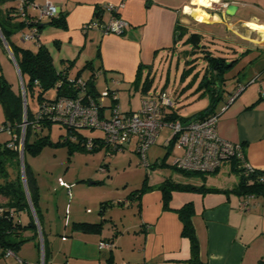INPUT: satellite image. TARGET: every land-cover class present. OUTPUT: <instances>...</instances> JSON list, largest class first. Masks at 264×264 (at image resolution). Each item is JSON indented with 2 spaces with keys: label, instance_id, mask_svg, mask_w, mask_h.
Returning a JSON list of instances; mask_svg holds the SVG:
<instances>
[{
  "label": "crops",
  "instance_id": "0c3cea01",
  "mask_svg": "<svg viewBox=\"0 0 264 264\" xmlns=\"http://www.w3.org/2000/svg\"><path fill=\"white\" fill-rule=\"evenodd\" d=\"M51 1L60 8L63 14L64 27L49 23L51 18L42 20L44 24L38 30V43L44 45L50 52L54 68L58 71L66 69L69 77L77 74L86 78L91 77L90 80L97 96L106 88L113 90L116 93L117 104L124 111L132 110L120 102L119 97L125 91L129 93L132 89L138 90L143 97L163 89L168 91L166 88L168 78L159 79V87L154 86V81H152L149 87L144 88L142 82L146 76L154 80L158 71L169 66L176 52L181 55L179 51H182L181 56L185 62L192 58L202 60L201 54L204 51H201V48L191 50V44L185 42L191 32L200 33L201 40H203L201 31H198L202 30L200 26L218 25L220 29L222 25H226L231 34L240 41V47L234 49L235 52H240L244 47L264 53V45H247V38L241 34V31L227 26L232 22L238 24V27L246 25L255 32L256 29L264 31V20L233 18L224 15L222 4L235 3L238 5L239 0H222V3H216L218 12L215 15L218 18L212 21H197L194 26L186 23L187 16L183 10V6L190 0ZM107 2L122 3V6L116 12L101 7L97 9L98 6ZM14 4L15 1L12 5ZM114 15L127 21L126 27L119 34H105L96 27L86 29L82 27L88 21L105 23ZM248 21L257 22V24H250ZM178 30L183 32L180 38H178ZM18 32L17 40L12 34V42L36 51L38 45L33 42H30L29 46L22 45L25 41L21 40ZM258 38L260 42H264L262 41L264 38L260 36ZM4 57L11 58L1 39L0 59ZM11 61L15 66L12 58ZM88 62L90 64L86 65ZM204 63H206L205 60ZM261 68L262 70H257L247 80V82H252L251 85L247 88L244 86L229 102L234 88L228 93L226 102L223 105L218 103L219 105L217 104L215 108L218 114L217 134L223 139L241 143L246 161L256 170H264V78H262L264 77V65ZM138 77H140L139 81H137ZM239 84L243 83L238 80L236 86ZM171 97L174 102L173 106L167 107L164 115L172 111L179 115L174 106L176 102H179V97L177 94H172ZM112 103L111 99H104L102 107L104 115L110 114ZM174 145L172 142L167 143V140L165 142V147L169 150ZM234 165L237 167L234 160L226 161L218 170L200 174L199 179L175 181L218 190L172 191L169 209L164 208L162 192L159 188L164 179L168 178L160 177L159 180L147 182L140 198L130 200L131 204L137 203L138 227L143 237L138 249L140 261H136V264H192L188 262L189 240L181 235L182 222L175 211L188 202H191L194 208L192 223L202 260L208 264H264V195L240 196L232 192V187L238 184L241 175ZM37 185L39 190L38 181ZM0 197L1 207L7 199L2 195ZM39 199V216L41 214L42 219L40 210L43 206H39ZM45 210L47 213L49 207L45 206ZM24 211L28 214V218L22 221L21 213H19V221L26 224L32 216L35 222L31 209ZM82 221L98 222L90 219H82ZM35 224V229L26 228L19 231L20 237L25 240L14 250V253L22 262H18L14 256H5L0 249V264H38L40 250L36 251L35 245H40L42 253L43 250L45 251L47 260H44V264H55L53 255L58 252L64 255L65 264H115V253L112 247L116 246V242L112 236L99 238L96 232H87L72 226L69 234L60 235L62 242L60 250H54L53 243L50 241L52 226L49 225L46 231L44 226L41 227L40 222L39 225L36 222ZM54 234H58L57 231ZM100 242H108L112 246L101 247ZM107 251L109 252L108 257H106ZM121 264L131 263L122 261Z\"/></svg>",
  "mask_w": 264,
  "mask_h": 264
},
{
  "label": "rangeland",
  "instance_id": "374dc122",
  "mask_svg": "<svg viewBox=\"0 0 264 264\" xmlns=\"http://www.w3.org/2000/svg\"><path fill=\"white\" fill-rule=\"evenodd\" d=\"M12 3V1H9L0 5V21L8 28H11V22H6L5 9ZM214 7H216L215 3L212 4L211 8H208L213 10L209 12L207 9V14L211 17L208 21L218 18L215 15L218 11ZM29 11L36 13L32 8ZM186 16V23L189 26H194V23L200 21L190 14L186 13ZM231 17L264 20V0H239L238 10ZM19 20V17H14L12 21ZM231 23H228L227 26L241 31V34L247 38V45H264V42L258 40L259 36L255 31L250 30L246 25L238 27V24ZM248 23L257 24L254 21H248ZM205 27L200 26L202 30H198L201 31L203 37V40H201L202 48L207 50L201 56L210 52L213 56L224 57L228 64L233 59L241 57L239 62H234L222 75L226 79L224 82L221 81L222 84L219 85L223 97L219 104L223 105L227 100L228 93L237 87L238 80L243 83L240 85H244L246 88L252 84L247 80L257 70H262L264 53L256 49L248 50L244 47L240 52H235L234 49L240 47V41L231 34L226 25H222L220 29L218 25ZM17 32L14 33L15 40H17ZM18 34H20V30ZM30 42L25 41V43L20 44L29 46ZM179 53L182 55V51H179ZM181 55L176 52L170 60L169 66L167 65L163 70L158 71L153 81L154 86L159 87V79L168 78L166 82L168 92L171 95L177 94L179 97V102H176L174 106L177 108L179 115L188 117L208 106L210 98L208 91L203 93L201 89H197L206 66L203 57L200 60L202 62L199 61V58H192L185 62ZM242 67L243 70H241ZM196 73H198L197 78L195 77ZM0 74L6 78L13 89L18 88L19 85L21 92L19 75L11 58L4 57L0 59ZM216 84L218 86L219 83L216 82ZM55 93V88L51 87L46 91L45 96L52 98ZM231 93H234V91ZM119 98L121 104L126 108L138 110L143 95L138 90L132 89L129 93H126V91L122 93ZM28 104L31 113H35L39 109L37 100L31 96L28 97ZM3 121V111L0 104V127H2ZM26 127L27 124H25L24 129L20 128L18 134L20 139V144H17L19 151L18 166L13 163L8 167V171L13 178L17 172H20L22 178L25 160L34 172L39 184V206H43L40 210V213H42L40 224L41 227L44 226L46 231L49 225L52 226L50 241L53 243L54 250H60L62 247L60 235L69 234V229L74 226L73 221L84 222L82 219L102 221V228L96 233L99 238L112 236L115 239L116 246L112 247L115 253L114 263L121 264L124 261L125 263L136 264V261H140L138 249L142 244L143 237L140 235L138 227L137 203L131 204L128 199L130 192L141 187L144 179L148 182L159 180L160 177H167L174 181H191L193 178L199 179L200 177V174H185L172 165L175 156L181 155L183 150L177 144L170 150L165 147L166 139L171 136L173 131L171 127L166 125L161 127L154 144H151L152 147L146 153L148 166H145L135 151L134 142L123 149L111 152L107 150L104 144L96 149L75 148L71 153L63 145H45L35 155L30 154L28 151L24 154L23 142ZM65 130V127L59 122H52L49 127L44 126L40 133L41 136L47 135L50 141L55 142L60 138V135L66 133ZM81 131L86 137L103 136V132L98 129H81ZM34 136L33 132L30 136L31 141ZM10 138L11 134L7 129L0 130V143ZM72 141L77 142V140ZM21 149L23 164H21L20 158ZM45 206L49 207L47 213ZM29 208L31 209L30 205ZM20 213V219L25 221L28 214L23 210ZM17 217L19 215H16L15 219ZM35 222L39 225L37 216ZM56 231L58 234H54ZM117 238L119 240H116ZM35 249L36 251L40 250L37 263L44 264V260H47L45 251L43 250L42 253L40 245H35ZM108 253L107 251L106 257H108ZM53 260L55 264H65V257L61 252L53 255Z\"/></svg>",
  "mask_w": 264,
  "mask_h": 264
},
{
  "label": "trees",
  "instance_id": "16d2710c",
  "mask_svg": "<svg viewBox=\"0 0 264 264\" xmlns=\"http://www.w3.org/2000/svg\"><path fill=\"white\" fill-rule=\"evenodd\" d=\"M16 0H0V5ZM14 5H10L5 9V15L7 17V23L11 22V28L3 25L0 21V32L6 44L11 48L13 57L17 63L19 68V72L22 77V81L24 84L25 90V98H26V121L28 122L27 127L25 128V136L23 142V153L25 154L28 151L30 154L38 153L43 146L45 145H63L67 147L69 153H71L75 148L84 149L85 141L88 137H86L81 129L71 128L68 126L65 127L66 133L60 135V138L52 142L48 139V136H41L40 131L44 128V126H50L52 123L47 118H42L41 120L38 117V120L35 118V114L38 113V110L35 113H31L29 110L28 97L31 96L37 100V103L40 104L43 102H51L60 96L66 97H75L76 90L73 87L71 80L67 75L66 69L64 70H56L53 65L52 56L48 49L37 43L38 48L36 51H32L29 48L18 46L14 44L11 40L12 34L24 28V22L12 21L14 19V15L12 14V10ZM97 9H100L98 6ZM10 20V21H8ZM51 24H56L64 27V16L60 12L58 16L51 18L49 21ZM44 23L42 21L37 23V28L39 30L40 27L43 26ZM179 35L178 38L182 37L183 32L178 30ZM1 40V39H0ZM185 42L191 44V50L201 48V51L207 52V50L203 49V45L201 42V34L198 32H191L185 39ZM209 54H203L202 57L206 61L205 70L202 74V77L199 80V84L197 89H201L203 93L206 91L209 92L210 102L208 106L199 110L198 112L188 116L182 117L178 115L176 112L172 111L168 114L165 113L163 116L164 120L167 121H180L182 123L188 122L194 119H203L212 114H217L215 112L216 105L223 98L219 85L224 82L226 79L224 76L225 70L233 65V63H237L239 58L233 59L231 63L225 60L224 57L221 56H213L210 52ZM195 59V58H194ZM88 62L86 65H89ZM243 70V67L241 68ZM80 75H75L77 77ZM139 76V75H138ZM198 73H196V78ZM91 77L87 78V91L88 93L95 99H98L97 94L94 91V85L90 80ZM140 77L137 78L139 81ZM37 81V83H35ZM152 78H146L142 82V87L147 88L152 83ZM222 81V82H221ZM218 82V86L216 84ZM243 87L244 85H238L234 93L239 89V87ZM55 88V96L50 98L46 97V91L51 88ZM202 95V94H201ZM262 97V96H260ZM0 104L2 106L3 111V125L10 126V130L12 134H16L18 136L20 132V124L22 122V116L24 112L23 103H22V95L20 92V88L13 89L11 85L8 83L6 78L0 74ZM33 125H38L39 128H33ZM34 132L35 136L33 140H30L31 134ZM94 140V146L92 149H96L101 147L104 143L101 140L102 137H92ZM72 140H77L74 143ZM12 141V146H7V143ZM18 139H7L5 142L0 143V195L4 196L7 201L1 207L3 208L0 214V249L2 253L6 249H12L13 251L25 240V238L20 237L19 231H22L26 228H36V224L34 222L33 217L29 218V221L26 224H22L18 217L15 219L16 215L23 210L29 211V204L26 196V192L24 189L23 181L20 175V172L16 173L14 178L10 176L8 167L11 164L15 163L18 166L19 163V151H18ZM86 148V147H85ZM235 167V165H234ZM238 171H240V180L237 185L232 187V192L242 196L247 194L252 195H264V181H260L261 177H264V170H255L245 176L242 173L241 168L235 167ZM183 171L185 174H204L200 172L193 171ZM24 178H25V186L28 192L29 199L32 203L35 214L40 222L39 209H38V198H39V190L36 181V176L32 171L29 164L24 160ZM147 185L146 179L142 181L141 187L134 189L130 192L128 199H138L140 198L142 192L145 190ZM159 188L162 192L163 205L165 209H169V201L171 199L172 191H216L217 188L203 187V186H195L192 184H184L180 182H175L172 179H164V181L159 185ZM103 205V204H102ZM182 222L181 235L186 237L189 240L190 244V256L188 258V262L192 264H208L206 261L200 258L199 254V243L196 237V233L194 230V226L192 223V216L194 214V208L191 202L185 203L180 208L175 210ZM74 227L79 228L83 231L87 232H99L102 228L103 222H74ZM41 236L43 234L41 232ZM44 263V262H43Z\"/></svg>",
  "mask_w": 264,
  "mask_h": 264
},
{
  "label": "built area",
  "instance_id": "2783aa9c",
  "mask_svg": "<svg viewBox=\"0 0 264 264\" xmlns=\"http://www.w3.org/2000/svg\"><path fill=\"white\" fill-rule=\"evenodd\" d=\"M218 2H222V0H218ZM222 5L225 8L226 4L223 3ZM120 6L122 3L107 2L99 7L116 12ZM31 8L36 13L31 14L29 12ZM59 13L60 8L51 0H16L12 10V14L24 22V29L20 30L21 40L31 41L35 44L39 42L37 23L46 18H53ZM126 25L125 19L114 15L105 23L88 21L82 27L83 29L96 27L105 34H119ZM4 44L7 46L6 42ZM69 79L76 90V96H60L54 101L41 103L38 113L35 114L36 120L38 117L40 120L47 118L51 122H59L61 125L71 128L101 130L103 132L101 140L110 152L123 149L134 142V149L145 166H148L147 149L155 142L161 127L166 125L173 130L171 136L166 139L167 143L172 142L183 148V153L175 156L172 162L176 169L210 173L218 170L226 161L234 160L245 176L256 170L246 161L241 143L223 139L217 134L218 114L185 123L177 120H164V111L167 107H172L174 103L170 93L164 89L155 94L144 96L138 110L124 111L117 104L116 93L113 90L106 88L101 91L98 99H95L87 91L86 77L77 76ZM242 89V86L239 87L235 94L230 97L229 102ZM21 95L24 112L20 128L24 129L25 124H28L25 114L26 102L23 101V96H25L24 84L21 88ZM105 98H109L113 102L109 115H104L102 112ZM33 128L38 129L39 126L33 125ZM4 129H7L11 134V140L18 139L20 141L16 134H12L9 125L0 127V130ZM12 144L13 142L9 141L7 146L10 147ZM94 144L92 137H88L85 141L87 149H92ZM260 181H264V177H261ZM241 206H245V204H241ZM2 210L3 208L0 207V214ZM100 246L110 247L112 244L100 242ZM4 255L14 256L18 262H22L12 249H6Z\"/></svg>",
  "mask_w": 264,
  "mask_h": 264
},
{
  "label": "bare ground",
  "instance_id": "6f19581e",
  "mask_svg": "<svg viewBox=\"0 0 264 264\" xmlns=\"http://www.w3.org/2000/svg\"><path fill=\"white\" fill-rule=\"evenodd\" d=\"M218 0H190L189 3L183 6L185 13L192 15L200 21H208L211 17L207 14V9L212 7V4ZM256 33L261 38H264V31L256 29ZM264 41V40H262Z\"/></svg>",
  "mask_w": 264,
  "mask_h": 264
},
{
  "label": "water",
  "instance_id": "95a60500",
  "mask_svg": "<svg viewBox=\"0 0 264 264\" xmlns=\"http://www.w3.org/2000/svg\"><path fill=\"white\" fill-rule=\"evenodd\" d=\"M237 9H238V5H237V4H235V3H229V4H226L223 13H224V15H226L227 17H231V16H233V15L236 13V10H237ZM0 37L3 38L1 32H0ZM3 40H4V39H3ZM4 43H5V41H4ZM6 47H7V50H8V52H9V54H10V57L12 58V60H13V62H14V64H15V67H16V70H17V73H18V75H19V79H20V87L22 88V86H23V81H22L21 74H20V72H19V68H18V66H17V63H16L14 57H13V54H12V51H11L10 47H9L8 45H7ZM23 97H24L23 101L26 102V98H25V96H23ZM20 152H21V155H20V158H21V164H23V161H22V149H21ZM23 172H24V170H23ZM22 181H23V184H24V189H25V192H26V196H27L28 203H29V205L31 206V209H32L33 215L35 216V219H36V214H35V211H34V209H33L32 203H31V201H30V199H29L28 192H27V189H26V186H25L24 173H23V176H22Z\"/></svg>",
  "mask_w": 264,
  "mask_h": 264
},
{
  "label": "flooded vegetation",
  "instance_id": "af4514ba",
  "mask_svg": "<svg viewBox=\"0 0 264 264\" xmlns=\"http://www.w3.org/2000/svg\"><path fill=\"white\" fill-rule=\"evenodd\" d=\"M215 9H216V7H214ZM209 10V12H210V10H213V9H208Z\"/></svg>",
  "mask_w": 264,
  "mask_h": 264
},
{
  "label": "clouds",
  "instance_id": "9594fccd",
  "mask_svg": "<svg viewBox=\"0 0 264 264\" xmlns=\"http://www.w3.org/2000/svg\"><path fill=\"white\" fill-rule=\"evenodd\" d=\"M222 3V2H221ZM216 4V3H215ZM2 39V38H1ZM3 41V40H2ZM4 42V41H3Z\"/></svg>",
  "mask_w": 264,
  "mask_h": 264
}]
</instances>
